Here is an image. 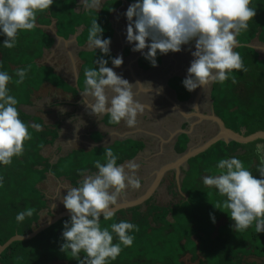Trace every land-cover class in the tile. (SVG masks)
Segmentation results:
<instances>
[{
	"label": "trees",
	"instance_id": "obj_1",
	"mask_svg": "<svg viewBox=\"0 0 264 264\" xmlns=\"http://www.w3.org/2000/svg\"><path fill=\"white\" fill-rule=\"evenodd\" d=\"M118 5V1H109L99 12H89L79 9V0H53L50 9L37 12V27L18 32L14 48L3 46L7 37L0 32V71H6L12 77L8 89L9 94L18 101L16 107L20 119L29 125L36 123L42 126L39 131L29 127L32 138L25 141L22 156H14L10 165L0 164V177H3L0 186V245L16 235H27L39 226L42 211L49 209V201L41 190V185L49 174L58 179H66L76 187L83 178L79 175L81 171L94 173L97 171L95 160L105 162L104 152L101 155H92L77 151L72 156L51 164L43 156V151L54 144L58 128L44 126L41 119L36 122L35 116L27 114L23 107L31 105V91H38L44 84L58 86L57 83L62 82L57 76L52 80V70L37 63L44 51L55 43L54 37L43 27L51 26L55 22L57 35L69 38L81 26H85L80 36L81 43H85L91 21L97 18V23L104 29L102 38H112L109 17ZM250 7L256 9V16L249 21L248 29L239 35L243 44H249L260 31L261 39H264V0H251ZM240 52L247 71L235 74V84L227 86L228 84L223 83L225 88L222 89L219 99L215 100V106L218 113H223L219 116L226 121L228 129L237 133L245 129L248 136L264 131V67L255 61L256 56L250 48L242 46ZM85 54L82 55L86 61L84 69L94 68L95 54L91 57H88L89 53ZM18 68H29L24 82L19 85L15 83L18 79L15 70ZM82 80L84 81L83 77ZM256 96L259 97V102L253 103ZM188 141L187 136H182L179 152L186 151ZM261 144L264 145V141L258 140L248 145L219 142L204 154L190 160L189 171L183 173L185 179L181 189V193L188 197L186 201L175 190L174 195L181 200L172 202L167 207L155 206L149 200L144 205L115 213L110 221H104L101 216L102 228L122 220L139 228V231L129 233L134 236L133 244L130 247L121 245L120 255L115 261H109V264H185L183 259L187 256L191 257L193 264H262L249 259H264V232L255 231V222L248 229L236 232L227 210L216 209L215 203L208 207L205 199H202L211 196L218 198V190L206 187L202 178L196 177V173L203 177L206 172L211 174L212 166H215V173L218 174V162L235 156L245 162L246 168L259 179L256 147ZM142 149L143 145L137 144L133 148L134 155L116 154L117 164L132 160ZM212 156L215 157L213 160ZM209 192L212 193L211 196L207 195ZM224 199L226 197L218 198L220 202ZM26 208L35 209L34 214L26 217L23 222H17L16 215ZM48 215L52 217V213ZM66 221H70V218L60 220L30 241L13 243L0 256V264H78L70 251H60L64 242L62 233ZM113 237V243H119L115 234ZM84 255L83 252L80 253L81 257Z\"/></svg>",
	"mask_w": 264,
	"mask_h": 264
},
{
	"label": "clouds",
	"instance_id": "obj_2",
	"mask_svg": "<svg viewBox=\"0 0 264 264\" xmlns=\"http://www.w3.org/2000/svg\"><path fill=\"white\" fill-rule=\"evenodd\" d=\"M101 2L81 0L84 10L89 12L100 10ZM52 4L53 0H0V32L7 37L3 46L14 48L18 32L37 27V12L50 9ZM250 4L251 0H136L125 13L128 20L127 42L135 45L132 51L143 53L145 59L156 67L158 52L162 55L178 53L182 46L195 41V51L191 52L193 60L182 83L189 92L200 87L206 90L213 83L223 84L233 70L247 71L240 53L235 49L242 46L237 37L248 29L249 21L256 16V9ZM103 31L97 18H93L88 28L87 46L103 55L95 58L94 68L84 69L81 103L96 117L107 115L110 124L119 125L123 121L127 127L133 128L137 125L138 115L146 109L150 111L152 107L137 100L133 89L137 86L145 89L147 86L149 93L152 85L140 82L130 84L107 66L108 60L103 56L110 54L111 38L103 39ZM146 48L148 51L144 53ZM111 63L116 68L120 67L122 56L111 59ZM29 68L15 70L18 77L16 84L24 82ZM11 80L6 71H0L2 165H10L14 156L23 155L25 141L32 138L29 127L37 131L42 127L36 123L29 125L20 119L16 107L18 101L9 94ZM236 82L233 76L232 83ZM156 91L159 93L162 89ZM256 153L259 157V179L235 156L218 162V174L202 177L206 187L215 188L220 196L226 197L214 207L228 210L236 232L248 229L254 222L255 231L264 232V145H257ZM103 158L104 163L100 159L95 160L96 172L84 170L79 173L83 177L79 185L67 188V195L62 200L70 213V221L63 225L64 242L60 251H70L78 264H109V261H115L122 251L121 245L130 247L133 244L134 236L129 233L139 231L137 225L123 220L101 227V216L104 221L113 219V209L127 189L141 188L137 175L140 165L135 160L118 165V156L110 146H105ZM2 183L3 177H0V186ZM34 212L35 209L26 208L15 219L23 222ZM212 219L215 222L214 217ZM113 234L119 243H113ZM81 252L85 254L83 257Z\"/></svg>",
	"mask_w": 264,
	"mask_h": 264
},
{
	"label": "crops",
	"instance_id": "obj_3",
	"mask_svg": "<svg viewBox=\"0 0 264 264\" xmlns=\"http://www.w3.org/2000/svg\"><path fill=\"white\" fill-rule=\"evenodd\" d=\"M109 1H118L119 5L113 9L109 17L113 34L110 54L103 58L108 60V67L113 68L117 75L122 76L130 84L140 82L152 85V91L149 93L146 91L147 86L145 89L139 86L133 89L136 93L135 98L149 107L152 105L151 110L146 109L143 114L138 115L137 125L129 128L123 121L119 125L110 124L107 115L96 117L90 114V110L81 103L83 69L86 65L82 55L89 53L88 57H91L95 54V58L103 55L97 49H89L87 41L81 43L80 36L85 26H81L77 33L69 38L58 36L57 39L53 36L55 39L53 47L44 51L37 63L41 67L52 70V80L57 76L62 82H58V86L44 84L38 91H31V105L23 109L27 114L41 119L44 126L58 128L54 144L43 151V156L51 164H56L60 159L68 158L77 151L101 155L105 146H110L114 154L131 156L134 155L133 148L137 144L143 145V149L132 158L140 165L137 175L141 180V188L127 189L118 202L121 204L142 197L163 168L177 163L188 149H196L212 139L218 132V126L209 120L210 117H218L227 127L228 125L219 116L223 113H218L215 106V100L219 99L222 89L225 88L223 84L213 83L206 90L200 87L192 92L187 91L183 86L182 81L187 77V70L193 60L191 52L195 51V41L182 46V50L178 53L169 52L162 55L158 52L156 57L158 66L153 67L143 53L132 51L134 44L127 42L128 20L125 13L130 4L135 2L102 0L100 10ZM79 9L84 10L81 0H79ZM55 25L53 22L51 26L57 31ZM43 28L51 35L50 26ZM261 33L260 31L249 44H243L239 36L237 40L240 45L250 48L256 56L255 61L264 67V39H261ZM242 46L237 47L235 51L241 53ZM147 51V48L143 50L144 53ZM118 56H122L123 64L116 68L112 65L111 59ZM236 73L237 71L233 70L229 79L224 82L228 84L227 86L231 85L232 77H235ZM76 88L79 93L76 92ZM157 89L162 91L157 93ZM194 108L197 109L193 110ZM190 112L192 113L187 114ZM226 118L230 120L229 117L226 116ZM242 132L246 134L245 129ZM184 135L189 141L186 151L182 153L179 152L178 147L182 146L180 140ZM187 171L189 166L183 163L180 165V171L171 169L162 175L156 192L149 199L152 204L159 206L157 198L163 197L162 191H165L170 198L168 205L179 202L180 197L184 196L179 191L185 179L183 173ZM70 187L73 186L66 179H58L51 174L47 176L46 181L41 185V190L44 191L48 200H53L50 211H46L48 214L51 211L56 213L60 206L58 202L67 195V188ZM51 189L55 193L53 197ZM175 190L179 191L180 197L174 195ZM66 210L64 208L60 210V213Z\"/></svg>",
	"mask_w": 264,
	"mask_h": 264
},
{
	"label": "water",
	"instance_id": "obj_4",
	"mask_svg": "<svg viewBox=\"0 0 264 264\" xmlns=\"http://www.w3.org/2000/svg\"><path fill=\"white\" fill-rule=\"evenodd\" d=\"M55 23V22H54ZM51 35L58 39L57 31L54 29V27L50 26ZM209 120L215 122L218 126V132L217 134L210 140H208L206 143H204L202 146L196 148V149H188L184 155H182L177 163L170 164L169 166L163 168L158 174L155 182L151 185V187L146 191V193L136 200H132L130 202H124L121 204H118L116 208L113 209L115 213L126 210L130 208H134L137 206L143 205L147 200L151 198V196L156 192V187L158 186L159 181L161 180L162 175H164L167 171L171 169H176L177 171H180V165L185 163L188 164L190 160L196 158L197 156L205 153L209 149H211L214 145H216L219 142H224L225 144H230L232 142L241 144V145H247L253 142H256L258 140L264 141V131H258L254 134L246 136L244 132L237 133L231 129H228L222 119L212 116L209 118ZM181 192V189H179ZM64 218H70V213L68 210L63 211L61 213H52V218L48 222H45L43 224H40L38 227H36L31 233L20 236L16 235L12 237L9 241H7L5 244L0 245V256L2 253L9 248L13 243L15 242H25L30 241L34 239L37 235L42 233L43 231L47 230L60 220Z\"/></svg>",
	"mask_w": 264,
	"mask_h": 264
},
{
	"label": "rangeland",
	"instance_id": "obj_5",
	"mask_svg": "<svg viewBox=\"0 0 264 264\" xmlns=\"http://www.w3.org/2000/svg\"><path fill=\"white\" fill-rule=\"evenodd\" d=\"M256 76V75H255ZM255 78V77H254ZM83 86L84 85H82V88H83ZM77 89V93H79V90H78V88H76ZM222 96L224 97L225 95H224V93L222 94ZM257 102H259V97H254V101H253V103H257ZM37 120H38V118L37 117H35V121L37 122ZM201 157V156H200ZM215 157L214 156H212V160L214 159ZM254 159V158H253ZM128 162V161H127ZM124 164V163H123ZM243 164H244V166L245 167H247V165H246V163L245 162H243ZM211 174H217V173H215V171H216V169H215V166H212L211 167ZM210 174V172H206V175H211ZM196 177H198V178H202L203 177V175H200V176H197V173H196ZM51 186H53V185H51ZM162 193H163V197H161V198H157V201H158V205L160 206V207H166L168 204H169V202H170V198L165 194V191H162ZM181 193V192H180ZM54 191H53V189H51V196L53 197L54 196ZM182 194V193H181ZM182 195H184V194H182ZM184 198H185V201H186V197L185 196H183ZM218 198L219 199H223V197L222 196H220V195H218ZM218 198L217 197H215V196H211V197H203L202 199H205V201H206V206H211V205H215L219 200H218ZM50 200V201H49ZM48 201H49V209H46V210H43L42 211V213H41V217H40V220H39V225L40 224H43V223H45V222H48L49 220H51V216H49L48 215V213L46 212V211H50V207L52 206V203H53V200H51V199H49ZM50 202H51V204H50ZM59 204H60V206L58 207V210H56V213H60V210H64V205H63V203H62V200L60 199V201L58 202ZM215 203V204H214ZM59 208H60V210H59ZM57 209V208H56ZM221 209H223V208H220V210ZM226 210V209H225ZM51 213H53L52 211H51ZM227 214H229V212H228V210H227ZM224 223H221V225H223ZM20 236H25V235H20ZM190 256H187L186 258H184L183 259V261L185 262V264H193V263H191V261H190ZM250 261H257V262H259V263H262V264H264V259H261V260H259V259H254V258H250L249 259Z\"/></svg>",
	"mask_w": 264,
	"mask_h": 264
},
{
	"label": "flooded vegetation",
	"instance_id": "obj_6",
	"mask_svg": "<svg viewBox=\"0 0 264 264\" xmlns=\"http://www.w3.org/2000/svg\"><path fill=\"white\" fill-rule=\"evenodd\" d=\"M160 207V206H159Z\"/></svg>",
	"mask_w": 264,
	"mask_h": 264
}]
</instances>
